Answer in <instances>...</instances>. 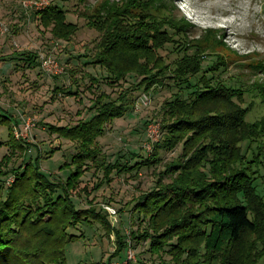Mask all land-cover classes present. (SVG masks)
<instances>
[{
  "label": "trees",
  "instance_id": "16d2710c",
  "mask_svg": "<svg viewBox=\"0 0 264 264\" xmlns=\"http://www.w3.org/2000/svg\"><path fill=\"white\" fill-rule=\"evenodd\" d=\"M163 1L101 0L86 15L88 25L100 34L94 52L87 60L71 65L68 87L56 86L54 90L75 96L81 84L91 89L97 78L83 71L87 65L105 68L110 84L125 81L130 74L142 79L117 97L98 93L91 106L95 112L91 118L72 126L50 125V129L78 144L74 154L76 169L66 180L45 176L38 160H29L13 171V186L6 190L0 185V254L12 253L25 264H67L63 246L73 237L69 228L89 217L105 220L93 205L80 211L74 208L70 196L80 183L79 176L89 165L103 170L108 179L113 168L134 169L159 160L155 152L152 157L136 161L135 166L120 165L119 161L111 164L97 138L105 133L108 123L132 107L130 90L141 85L148 90L165 75L167 64H159L156 51L167 43L181 49L182 41H190L183 37L192 24L178 19L173 7ZM157 13L162 16L157 17ZM37 14L44 26H51L57 39L69 42L78 29L77 24L66 21L65 10L57 4ZM212 31L207 28L209 33L201 40L193 38L194 46L199 48L202 41L205 45L222 43ZM195 49L173 62L172 84L177 93L165 102L166 133L154 146L157 151L181 143V154L162 172L171 181L163 182L159 176L156 187L136 201L133 211L143 225L142 230H136V237L149 240L148 251L159 255L160 264H235V243L264 225V171L259 169L263 146L256 138L264 133V121L245 120L248 109L233 100L240 95L239 85L212 79L215 66L225 58L213 60L207 76ZM20 58L29 66L36 65L37 55L32 52ZM87 78L89 84L85 82ZM216 100L223 102L220 108L205 109ZM11 124V116L0 106V126L9 129V141L25 152L28 145L14 138ZM242 141H247L244 150ZM250 143V153L245 154ZM7 173L0 170V180ZM116 233L120 251L125 241L120 230ZM29 236L37 245L35 241L30 244ZM164 254L169 255L168 262Z\"/></svg>",
  "mask_w": 264,
  "mask_h": 264
},
{
  "label": "rangeland",
  "instance_id": "374dc122",
  "mask_svg": "<svg viewBox=\"0 0 264 264\" xmlns=\"http://www.w3.org/2000/svg\"><path fill=\"white\" fill-rule=\"evenodd\" d=\"M100 1L0 0V106L12 118L14 138L28 145L21 153V149L9 141V129L0 126V170H8L0 180L4 189L14 185L16 175L13 171L29 160L33 163L38 160L40 172L45 176L66 180L76 169L74 154L78 144L50 129V125L72 126L81 119H89L95 113L91 106L98 93L117 97L122 90L132 89L133 84L142 79V76L130 74L125 81L110 84L105 78L108 75L105 68L87 65L83 66V71L97 78L91 89L81 84L75 96L54 90L56 86L68 87L71 65L87 60V56L94 52L100 34L88 25L86 15ZM164 1L173 7L178 19L192 24L187 26L183 37L190 41H182L181 49L175 43H167L156 51L159 64H167L165 75L148 90L142 85L130 90L132 107L108 123L105 133L97 138L101 151L111 164L119 161L120 165L135 166L136 161L152 157L155 152H158L159 160L150 166L141 165L134 169L119 171L118 167L113 168L108 179L103 170L89 165V169L79 176L80 183L70 196L74 208L80 211L93 205L105 220L89 217L69 228L73 237L63 246L67 264H160L159 255L148 251L149 240L136 237V230H142L143 225L133 208L141 194L156 187L159 176L163 182L171 181V177L162 172L181 154V143L172 149L157 151L154 146L166 133L163 124L167 120H164L163 109L165 102L177 93L172 84L175 77L171 69L173 62L184 52L191 54L198 49V58L202 60L207 76H210L211 62L225 58L223 63L215 66L212 79L239 85L240 95H235L233 100L248 109L245 120L264 121V0ZM51 4L61 6L66 12V21L77 24L78 29L69 42L55 38L51 26L41 23L37 11ZM207 28H212L215 39L222 43L205 45L203 41H197L200 47L194 46L195 41L191 40H201L209 33ZM29 52L37 55L35 66H29L20 58ZM48 59L58 64L60 72L46 70L44 60ZM85 82L89 84V78ZM220 104L223 102L216 100L205 109L220 108ZM149 124H156L159 132L158 141H154L150 151L144 147L148 142ZM256 138L263 146L259 169L264 171V133ZM240 144L244 150L247 141ZM250 148L251 143L245 154L250 153ZM48 219L47 216L44 218ZM117 230L125 241V247L120 251H117ZM28 240L30 244L35 241L30 236ZM263 241L264 225L246 233L232 248L235 264H264ZM162 257L166 262L170 258L168 254ZM0 264L25 263L12 253H1Z\"/></svg>",
  "mask_w": 264,
  "mask_h": 264
},
{
  "label": "built area",
  "instance_id": "2783aa9c",
  "mask_svg": "<svg viewBox=\"0 0 264 264\" xmlns=\"http://www.w3.org/2000/svg\"><path fill=\"white\" fill-rule=\"evenodd\" d=\"M1 29H0V33H1ZM44 66L46 68L47 71L49 72H54V73H58L60 72V68L58 67V64L56 62H54L53 60H44ZM30 123H28V127ZM147 136H148V142L146 143V145L144 146L147 150H151L152 145L154 144V141H158V137H159V132H158V126L156 124H149L148 125V130H147ZM107 210L111 211L110 207H106Z\"/></svg>",
  "mask_w": 264,
  "mask_h": 264
}]
</instances>
